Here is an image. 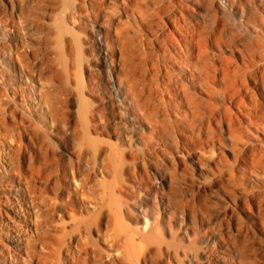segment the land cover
Returning <instances> with one entry per match:
<instances>
[{"label": "rangeland", "instance_id": "374dc122", "mask_svg": "<svg viewBox=\"0 0 264 264\" xmlns=\"http://www.w3.org/2000/svg\"><path fill=\"white\" fill-rule=\"evenodd\" d=\"M0 264H264V0H0Z\"/></svg>", "mask_w": 264, "mask_h": 264}, {"label": "bare ground", "instance_id": "6f19581e", "mask_svg": "<svg viewBox=\"0 0 264 264\" xmlns=\"http://www.w3.org/2000/svg\"><path fill=\"white\" fill-rule=\"evenodd\" d=\"M99 38V37H98ZM103 47H104V45H103ZM103 47H102V45L97 41L96 43H95V50L96 51H98L100 54H104L105 55V51H104V49H103ZM101 63H102V66L103 65H105V62H104V59L101 61ZM100 63V64H101Z\"/></svg>", "mask_w": 264, "mask_h": 264}]
</instances>
